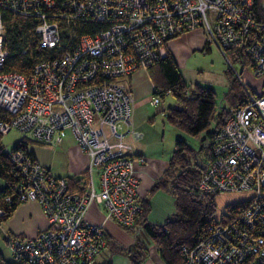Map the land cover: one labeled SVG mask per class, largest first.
I'll return each instance as SVG.
<instances>
[{
  "label": "built area",
  "instance_id": "2783aa9c",
  "mask_svg": "<svg viewBox=\"0 0 264 264\" xmlns=\"http://www.w3.org/2000/svg\"><path fill=\"white\" fill-rule=\"evenodd\" d=\"M253 6L254 0H0V7L37 18L38 45L48 50L28 75L2 70L8 51L0 9V133L15 128L49 143L72 131L88 157L87 183L74 191L27 151L8 148L20 177L6 201H36L49 223L29 237L3 232L14 259L94 264L106 245L105 221L134 224L143 209L137 166L145 157L129 155L123 141L134 94L122 79L164 57L172 38L200 28L205 44L230 62L228 49L244 48L254 60V82L231 68L247 97L212 136L195 190L216 195L218 211L208 233L183 247L184 264H264V35L254 31L264 27ZM78 21L90 30L73 27ZM96 23L103 26L95 30ZM227 193L244 196L221 204ZM238 202L245 203L240 212L222 221L227 205ZM92 204L105 207L102 223L86 218Z\"/></svg>",
  "mask_w": 264,
  "mask_h": 264
},
{
  "label": "trees",
  "instance_id": "16d2710c",
  "mask_svg": "<svg viewBox=\"0 0 264 264\" xmlns=\"http://www.w3.org/2000/svg\"><path fill=\"white\" fill-rule=\"evenodd\" d=\"M0 9L3 11L5 24L4 45L8 51V57L2 70L17 71L28 75L36 61L48 57V50L39 47L37 42L35 26L38 20L34 16H22L4 7H0ZM253 16L258 26L263 25L264 27V0H254ZM74 25H78V28L83 26L84 30H90L88 29L89 25L86 27V23L81 24V21L76 24L72 23L73 27ZM90 25L95 30L103 26L99 23ZM254 31L258 36L264 35V28L254 29ZM209 45V43L205 44L204 50L207 51ZM227 54L230 60L239 63L242 69L254 66L253 58L244 48L228 49ZM147 68L151 69L159 79L156 83L157 94L172 93L176 98L175 104L167 109V120L195 136L204 132L200 149H204L208 157L210 142L215 130L223 124L231 108L246 101L247 93L243 83L231 69H226L230 81L226 96L231 103V108H222L215 116V89L201 82H188L169 51L159 61L152 63ZM213 118L215 127L210 130L209 125ZM1 136L0 133V178L6 182L4 188L0 189V208L4 210V213L0 215V223L3 224L21 202L16 200V196L13 197V202L6 201L8 195H13L14 185L20 176L16 165L11 160L8 147L1 141ZM18 148H22L33 156L26 140L22 139L11 147V149ZM196 156L199 157L200 163ZM204 161L196 149L189 146L184 139L177 138L168 166L152 189L168 191L173 196L175 211L165 222H153L148 219L149 203L141 198L143 209L136 216L134 224L131 226L120 225L125 230L133 232L134 241L130 245L123 246L117 244L107 232L104 249L110 248L122 253L133 264H139L148 256L150 245L155 244L164 264H184L183 247L193 246L208 233L210 225L216 220L218 211L216 195L200 194L195 190L203 171ZM63 177L71 190L80 191L87 183L88 170L83 171L79 177ZM244 205V202L227 205L226 211L222 213V221L228 220L226 216L231 217L240 212ZM0 264H20V262L14 258L13 260L7 259L0 250ZM104 264L112 263L109 261Z\"/></svg>",
  "mask_w": 264,
  "mask_h": 264
},
{
  "label": "crops",
  "instance_id": "0c3cea01",
  "mask_svg": "<svg viewBox=\"0 0 264 264\" xmlns=\"http://www.w3.org/2000/svg\"><path fill=\"white\" fill-rule=\"evenodd\" d=\"M204 46L205 34L200 28L186 31L167 43V51L173 55L183 77L190 83L199 81L194 71L187 67L188 59L194 54V51L204 50ZM211 48L212 44L209 45L208 50L211 51ZM122 80L130 86L134 94L132 122L130 126L124 125L125 132L130 130L125 133L123 141L131 146L129 155L145 157V163L137 166L138 189L141 198L148 201L151 208V195L155 191L152 189L167 168L175 147L170 155L166 154L164 133H160L155 128L153 124L155 117L151 118L150 115L149 105L157 94L156 83L159 81L157 75L155 76L149 68H140ZM161 111L166 116L167 110L162 107ZM39 143L44 144L42 145L44 146L43 152L31 149L30 151L34 158L53 175L79 177L87 169L88 157L79 147L72 131H68L61 140L54 138L49 143ZM105 215L106 209L102 204H92L86 212V218L97 223H102ZM167 218H163L161 222L157 223H163ZM148 219L150 220L149 213ZM48 226V218L41 206L34 200H28L17 205L11 216L3 222L1 228L4 233L29 237ZM105 226L108 234L117 244L127 246L135 239L133 232L125 230L115 221L108 219L105 221ZM107 249L109 250L107 257L103 261H99L97 256L94 264H104L109 261L112 264H133L126 255L110 248ZM139 264H164L155 244L150 245L148 256Z\"/></svg>",
  "mask_w": 264,
  "mask_h": 264
},
{
  "label": "rangeland",
  "instance_id": "374dc122",
  "mask_svg": "<svg viewBox=\"0 0 264 264\" xmlns=\"http://www.w3.org/2000/svg\"><path fill=\"white\" fill-rule=\"evenodd\" d=\"M187 67L191 68L198 81L202 84L209 85L213 87L216 91V107H215V116L222 108L229 109L231 108V103L228 100L226 94L229 90V77L226 73V69L233 68L237 73L241 72L243 77H247L251 82H254L253 79V70L252 67L241 68V65L237 62L231 60L228 61L225 56L221 53L219 48L212 44L211 51L207 50H196L194 54L188 59ZM236 76V75H235ZM161 102L155 106L154 103H150V115L151 118L155 117L153 124L155 128L159 130L160 133H164V143L166 154L170 155L175 147V142L177 138L184 139L189 146L193 147L201 155L202 159H207V154L202 147V138L205 133L202 132L199 136L192 135L184 130H181L174 124H171L167 117L162 113L161 108L168 109L169 106L175 104V96L172 93L164 94L160 96ZM147 111V110H146ZM164 121V123H163ZM215 127V119H211L209 129L212 130ZM26 140L28 142V148L36 152L44 151V144H40L38 141L34 140L28 135H25L23 132L12 129L11 131L2 134L1 141L8 148L13 147L20 140ZM48 151L46 150V154ZM94 178L97 181L98 175L94 171ZM6 182L4 179L0 178V189H3ZM243 193H227L220 196V202H236L238 199L243 197ZM175 204L173 196L166 190L158 189L155 190L151 195V208L149 211V218L154 222H161L163 218L171 216L174 210ZM0 250L3 252L4 256L13 260L14 255L11 249L10 244L5 239L3 231H0ZM109 253V250L106 248L102 251L97 259L103 261Z\"/></svg>",
  "mask_w": 264,
  "mask_h": 264
},
{
  "label": "water",
  "instance_id": "95a60500",
  "mask_svg": "<svg viewBox=\"0 0 264 264\" xmlns=\"http://www.w3.org/2000/svg\"><path fill=\"white\" fill-rule=\"evenodd\" d=\"M196 158H197L198 162L200 163V159H199V157H198V156H196Z\"/></svg>",
  "mask_w": 264,
  "mask_h": 264
}]
</instances>
